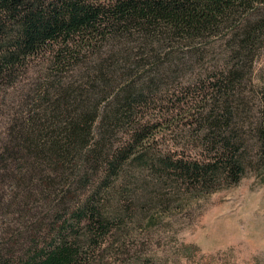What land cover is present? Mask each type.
Here are the masks:
<instances>
[{
    "label": "trees",
    "instance_id": "1",
    "mask_svg": "<svg viewBox=\"0 0 264 264\" xmlns=\"http://www.w3.org/2000/svg\"><path fill=\"white\" fill-rule=\"evenodd\" d=\"M210 45L223 48L197 114L210 158L159 156L160 122L144 117L176 94L171 77L200 83L187 57L202 64ZM263 47L264 0H0V93L15 99L0 102V264H85L119 228L112 199L132 209L142 195L130 179L206 189L264 171V78L255 122L235 104Z\"/></svg>",
    "mask_w": 264,
    "mask_h": 264
},
{
    "label": "rangeland",
    "instance_id": "2",
    "mask_svg": "<svg viewBox=\"0 0 264 264\" xmlns=\"http://www.w3.org/2000/svg\"><path fill=\"white\" fill-rule=\"evenodd\" d=\"M222 49L215 51V46L210 45L200 65H192L194 60L187 57L189 65L185 69L191 66L193 76L203 74L200 83L195 84L197 76L191 80L186 74L178 90L171 77L169 84L176 89V94L171 91L162 95L166 101H158L155 111L145 115L144 121L150 117L160 122L153 153L188 162H204L210 158L211 145L202 143L203 132L197 114L201 108L206 111L211 107L214 91L209 82L202 81L218 70L215 63L221 62L217 53ZM37 62L29 61L27 73L17 84L19 89L30 84L32 72L39 66ZM263 78L264 47L235 97V104H241V118L248 125L259 114V88ZM4 90L5 93H0V102L4 98L6 103L14 102L13 88ZM198 94L200 98L206 96V100L201 102L199 97L197 100ZM177 108L181 111L177 112ZM173 109L175 113L171 114ZM242 132H245L246 144L252 145L247 139L248 128L242 127ZM146 175L142 170V177ZM161 180L141 179L138 183L129 180L128 190L141 187L142 195L134 199L136 204L132 209H124L128 202L112 199L114 206H122L109 217L111 226L119 228L112 229L93 255L89 253L85 264H264L263 169L252 164L246 167L237 184L220 178L206 189L180 179L164 177Z\"/></svg>",
    "mask_w": 264,
    "mask_h": 264
}]
</instances>
